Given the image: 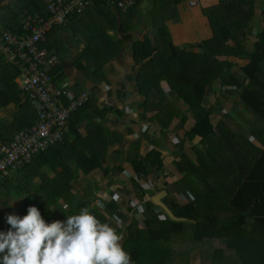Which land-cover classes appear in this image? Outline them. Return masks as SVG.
<instances>
[{"label":"trees","instance_id":"16d2710c","mask_svg":"<svg viewBox=\"0 0 264 264\" xmlns=\"http://www.w3.org/2000/svg\"><path fill=\"white\" fill-rule=\"evenodd\" d=\"M16 1L19 2L16 10L10 4H0V31L21 35L22 22L28 16L43 15L46 6L44 0ZM256 1L218 0L204 8L212 37L196 45H176L168 27L179 20V6L185 0H138L127 12H116L111 4L95 1L86 13L69 16L65 25L54 26L48 33L44 47L58 56L60 51L68 50L61 33L74 38L82 36L86 45L75 58L78 68L88 77L105 78L104 67L121 54L125 45L122 38L115 39L113 34L120 25L126 31L133 10L147 2L146 31L132 43L137 67L134 83L143 100L142 113L148 115L152 109L149 119L161 125L162 136L172 130L174 120L181 115L183 124L189 118L194 119L187 138H200L202 148L193 147V157L181 154L185 171L181 188L183 197L189 201L181 204L179 200L183 198L173 199L170 193L163 199L176 217L185 220L171 219L151 199H146L149 191L137 192L147 219H143L142 227L137 218L127 227L122 247L130 253L132 264H190L198 254L207 264H264V139L261 138H264V24L254 23ZM253 25L257 26L256 40L249 52L244 44ZM130 27L133 29V25ZM232 57L247 61L240 68L247 84L235 74L234 67L238 64ZM60 58L52 71L55 80L62 75ZM20 74L19 67L0 54V111L14 105L11 120L0 117V145L10 144L16 133L38 120L29 99L16 83ZM216 82L220 93L230 88L240 90L239 102L230 108L226 118L229 116L251 131L262 146L240 143L241 135L228 126L225 118L214 123L213 108L224 102L217 100L216 107L210 109L205 101L208 89ZM179 103L185 104L188 114ZM113 111L118 110L100 108L90 97L72 115L70 131L63 143L35 155L30 163L8 176L0 175V199L27 198L22 216L27 215L28 206L34 205L49 223L65 220L82 207H89L100 219H104L101 216L106 211L117 212L118 204L110 196L104 201L108 210L97 204L102 198L100 192H110V188L103 187L99 193L86 188L87 195L83 197L73 184L76 170L86 176L100 170L102 178L112 183L111 190L118 189L111 180L114 169L103 161L109 147L121 141V137L102 120L98 121ZM82 123L87 124L84 131H80ZM161 141L165 139L153 140L152 148L144 154L140 152L141 143L130 144L126 162L135 173L147 177L151 171H163L166 163H170ZM114 168L123 171L121 164ZM164 189L167 188L159 186L156 192ZM188 192L193 196H188ZM130 198L135 199L136 195L129 197L122 193L120 202L127 199L130 203ZM161 215L165 220L160 219ZM9 227L6 219L0 222V231Z\"/></svg>","mask_w":264,"mask_h":264},{"label":"crops","instance_id":"0c3cea01","mask_svg":"<svg viewBox=\"0 0 264 264\" xmlns=\"http://www.w3.org/2000/svg\"><path fill=\"white\" fill-rule=\"evenodd\" d=\"M217 2L218 0H198V4L192 7L189 6L186 1L182 2L179 6V20L169 23L168 26L174 43L179 46H187L188 44L196 45L204 40L210 39L212 37L211 26L209 20L203 13V9L207 8L208 6L215 5ZM0 4L1 6L10 4L11 8L15 10L18 9L19 6V2L16 0H1ZM142 6L143 4L135 8L133 10V14L131 15L133 18H129L127 20L140 25L139 30H136V28L132 29L129 23V28H127L126 31L122 30L120 25L116 33L113 34L115 39L122 38L125 42V45L121 54L104 67L105 78L96 75H91L93 77L89 76V78L88 74L78 68L75 58L86 45L82 36L74 38L69 33H61L62 40H64L65 46L68 48V50L66 52L60 51L59 55V57H61L60 60L62 75L57 80L60 82V84L70 88L71 92L74 94L89 92L90 97L97 102V106L100 108L112 107L114 110H118L120 114H122V116H120L118 111H113L107 114L104 119L98 118V121L102 120L109 129L115 131L118 133V136L121 137V141H118V143H114L109 147L108 155L103 162L104 165L110 166L114 169L112 174L113 178L111 180L116 183L115 186L125 196H129L131 192L132 195L137 196V192L142 190V187L146 182L144 181V178L146 177H142L141 174L135 173L131 164L126 162L127 149L131 143H141L142 147L140 148V152L144 154L146 150L149 151L152 148L153 140L156 138L165 139L164 143L161 141V144L163 143L162 148L165 150L166 154L172 156V158L168 160L170 163H166V170L169 172L174 170L172 173L170 172V175L173 176L175 180H178L177 185L185 175V171L181 165V163H183L181 154L185 152V154L191 157L192 154L187 151L189 148H191V151L193 147L202 148L200 144V138L196 137L193 140L187 138L188 132L186 129L189 130L191 127H193L194 119L189 118L188 122L183 124L184 116L181 115L179 118H176L171 126L172 130H170L168 134H165L167 136L164 138L160 131L161 125L157 122L152 123V120L149 119L152 109L149 110L148 115L142 113L143 110L142 107H140V104L143 100L138 93L137 85L134 83V74L137 67L134 63L132 51L133 41L137 37L142 38L144 34L143 28L146 27L148 21V18L143 19L142 17ZM112 9L116 12L118 11L113 6ZM0 30H2L1 26ZM232 58L240 60L236 57ZM90 73L93 74L92 72ZM7 111L8 114L6 116L5 114ZM11 112H14L13 104L7 109H2L0 111V116L4 119L11 120ZM186 114H188V110ZM230 123L231 125L229 126L228 124V126L231 127L236 134L241 135L239 140L240 143L250 142L254 144H260V146H262L261 141L255 139L253 133L243 127L239 122L231 118ZM86 126V123H82L80 125V131H84ZM246 133L250 134L251 136L248 137ZM84 134H86V131ZM174 135H176V140H174V138L171 139L170 137ZM169 141L171 142L174 149L172 153L167 151V144H170ZM174 141L178 143V148L176 144L173 143ZM118 152L121 153V156L118 155ZM192 153L195 155L194 152ZM119 164H121L123 171L114 168L115 165L118 166ZM174 164L177 165L174 168H170V166H173ZM120 172L124 175L122 179L120 178ZM102 176L103 173H101L100 170L95 171L90 176H86L81 170H76L74 177L75 180L73 181L75 190L78 191L77 193L81 196L83 193H85V195L87 194L86 186L91 190H97L96 193H99L103 187L104 189L106 188L109 190L110 188L111 190L113 187H111L112 183L109 182V179H103ZM151 177H153V171H151L149 176H147V181L150 180ZM41 185L42 183H40V186ZM177 185L172 188V193L174 196L171 197L173 199H175V196H178L179 190ZM96 186L97 188H95ZM101 192L104 191L102 190ZM12 201L13 198L9 199L8 204L5 203L3 208L0 205V222L4 221L8 214L20 213L19 215L22 216L23 206L28 202L27 198L22 200L18 199L17 201L13 202ZM179 202L184 204L188 201L181 199ZM0 204H3L1 200ZM106 210L108 209L105 208V211ZM108 212L110 213V211H106L107 214L101 216L104 218L103 220H107V217L110 216ZM144 219H147V217H144Z\"/></svg>","mask_w":264,"mask_h":264},{"label":"built area","instance_id":"2783aa9c","mask_svg":"<svg viewBox=\"0 0 264 264\" xmlns=\"http://www.w3.org/2000/svg\"><path fill=\"white\" fill-rule=\"evenodd\" d=\"M95 1L107 2L118 11L127 12L138 0H44L46 6L44 14L28 16L22 22L21 35L0 31V54L21 70L16 83L38 115L37 122L16 133L10 144L0 145L2 177L21 169L30 163L35 155L51 146L63 143L70 131L72 115L90 99L89 92L76 95L70 88L54 79L52 71L59 62V56L51 53L44 45L48 33L54 26L65 25L69 16L73 14L86 13L93 7ZM185 1L191 7L198 4V0ZM154 177L156 180H163L169 188L173 185L172 177L162 171L156 172ZM143 189L151 194L152 183L143 185ZM112 191L107 192L104 198L102 195L97 204L106 208L104 201L110 196L111 201L123 208L119 194H111ZM188 196L193 195L188 192ZM182 198L189 201L186 197ZM129 209L132 211L126 214L131 219H128L127 215L124 217L121 210L109 213V218L117 222V227L114 226L117 232L123 235L121 244L127 239V227L131 224V222L128 225L122 224L121 220L125 223L135 216H147L143 201L138 197L130 201ZM160 219L165 220V216L161 215Z\"/></svg>","mask_w":264,"mask_h":264},{"label":"clouds","instance_id":"9594fccd","mask_svg":"<svg viewBox=\"0 0 264 264\" xmlns=\"http://www.w3.org/2000/svg\"><path fill=\"white\" fill-rule=\"evenodd\" d=\"M166 169L162 172L171 176ZM156 172L145 182L152 183V193H147L146 199L152 200L159 186L174 196L172 188L177 180L171 176L173 185L169 188L163 180L155 179ZM183 194L180 187L178 196ZM6 223L8 230L0 231V264H132L130 253L121 244L123 235L110 223H102L89 207L49 223L38 207L30 205L27 215L8 214Z\"/></svg>","mask_w":264,"mask_h":264},{"label":"rangeland","instance_id":"374dc122","mask_svg":"<svg viewBox=\"0 0 264 264\" xmlns=\"http://www.w3.org/2000/svg\"><path fill=\"white\" fill-rule=\"evenodd\" d=\"M148 8H149V4L147 2L144 3L143 6H142V12H141V13H143L142 14L143 19H147V17L145 16V14H146V10H148ZM263 10H264V0H257L256 3H255V20H254V23L255 22L256 23H259L260 22V25L261 26H263V24H264V12H263ZM140 17H141V15H140ZM130 25H133V29H134V26H135L136 30H139V28H140V25H137V24H135V22H132V21H130ZM248 30L249 31H248V35H247V40L245 41V44H244L245 45L244 48H246L247 51L251 52L253 50V48H254V42L256 40L257 26L256 25L255 26L253 25ZM145 31H146V29L144 27L143 28V32H145ZM231 60L232 61H236L237 64H238L237 66L234 67L235 74L242 80L243 84H247V79L245 78V76H243V74L241 72V69H240L241 66H243V64L245 65V63L247 61H245V59H242V58H240V60L235 59V58H232ZM219 90H220V86H219V83H217V82L212 87H210L208 89V93H207L205 105L208 108L212 109L214 106L216 107L215 104H216L217 100L223 101L224 103H222L219 107L213 108V114L214 115H213L212 118H213L215 124H218L219 120H222L223 118H225L226 123L229 124V126H230L231 125V123H230L231 119H230L229 116H228V118H226V116H227L226 113L229 112L230 108H233L234 104H237V102L239 100L240 90H236L235 88H230L229 90H227L225 92H221V93L219 92ZM179 105L181 107H183L184 112L187 113L185 104L179 103ZM8 111L5 114L6 116L8 114ZM186 131H188V129H186ZM246 134H247L248 137L251 136L248 133H246ZM166 136L167 135H163L164 138H166ZM170 137H171V139L174 138V140H176L175 139L176 135L170 136ZM261 138L264 139L263 136ZM162 142L164 143V141H162ZM169 143L170 144H167V151H169V152L172 153V151H174V149H173L172 144H171L170 141H169ZM173 143H175L176 146L178 145V143H176L175 141ZM177 148H178V146H177ZM187 151L192 154V157L194 156L193 153H192V151H191V148H189ZM167 158H166L167 160H170L172 158V156H168ZM176 165L177 164H174L173 166H170V168H174ZM172 171H174V170H172ZM172 171H170V172L172 173ZM123 177H124L123 173L120 172V178L122 179ZM146 180H147V177L144 179V181H146ZM177 182H178V180L176 181V183ZM129 183L131 184L130 181H129ZM181 186L182 185L178 183V189L179 190H180L179 187H181ZM86 188L89 189V190H91L87 186H86ZM95 188H97V186ZM76 192H78V191H76ZM100 194L101 195H104L103 198L106 196L105 191L104 192H100ZM111 194H119L120 198L122 199V193L119 191V189H116L115 191H112ZM86 195H85V193L82 194L83 197L84 196L86 197ZM131 196H132V194L129 195V197H131ZM177 198H179V196H177ZM130 199L133 200L134 198H130ZM0 200L3 203V204H0L1 207L3 208V206L5 205V203L8 200H3V199H0ZM126 201H127V199L123 202L124 207L122 209H120L121 207H118V210H117V211L121 210L122 211V214H124V217H125V215H127L126 212H131L132 211L131 209H129V204L130 203L128 201H127L128 203H126ZM15 214H18L19 215L20 213H15ZM55 214H56L57 217H59V215L56 212V210H55ZM120 217H122V216H120ZM127 217H128V219H131V217H129L128 215H127ZM136 218L139 219L138 222H140V227H142V224L141 223L143 222L142 219H144L143 216H140V217L139 216L138 217L135 216V217H132V220H128L125 223L123 222V220H121V222H122V224H126V225H128L129 222H131V224H132V221H134ZM102 220L103 219H101V221ZM103 222L104 223H110L113 227L114 226L117 227V222L115 220H113L112 218H109L108 217V219L107 220H104ZM126 233H127V231H126ZM209 250H211V249H209ZM207 263H208V261H206V259L203 258L201 256V254H198L197 256H195L194 258H192V260L190 262V264H207Z\"/></svg>","mask_w":264,"mask_h":264},{"label":"water","instance_id":"95a60500","mask_svg":"<svg viewBox=\"0 0 264 264\" xmlns=\"http://www.w3.org/2000/svg\"><path fill=\"white\" fill-rule=\"evenodd\" d=\"M168 195V191L167 190H162L161 192L155 194L152 197V202L160 207L161 209H163L167 215L173 219V220H177V221H184V218H179L176 217V215L173 213V211L164 203L163 199Z\"/></svg>","mask_w":264,"mask_h":264}]
</instances>
